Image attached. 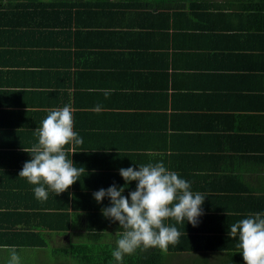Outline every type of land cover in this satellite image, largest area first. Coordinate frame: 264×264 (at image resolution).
<instances>
[{
	"label": "crops",
	"instance_id": "1",
	"mask_svg": "<svg viewBox=\"0 0 264 264\" xmlns=\"http://www.w3.org/2000/svg\"><path fill=\"white\" fill-rule=\"evenodd\" d=\"M148 5L0 0V263L9 247L44 263L88 232L89 207L102 217L91 231L117 246L124 229L101 214L109 199L101 209L75 189L93 197L124 186L121 168L156 163L206 198L198 226L165 222L181 232L167 264L243 262L230 228L264 213V0ZM96 105L104 110L90 111ZM64 106L83 139L68 157L85 174L40 200L18 177L31 159L23 150L38 143L49 110Z\"/></svg>",
	"mask_w": 264,
	"mask_h": 264
},
{
	"label": "clouds",
	"instance_id": "2",
	"mask_svg": "<svg viewBox=\"0 0 264 264\" xmlns=\"http://www.w3.org/2000/svg\"><path fill=\"white\" fill-rule=\"evenodd\" d=\"M107 97L112 90H100ZM100 105L90 111L100 113ZM75 109L64 106L50 109L41 127L35 129L38 143L30 149L31 159L26 161L18 177H23L34 187L37 199L46 200L48 189L56 196L74 185L82 174L84 167H77L68 157V152L75 154V146L81 145L83 139L73 130ZM72 147L67 148L66 146ZM119 175L125 182L123 187L115 184L100 189L93 194L99 204L105 198L110 206L103 208L101 214L113 222H118L124 229L117 241L116 249L111 253L117 264H123L125 255H132L140 248L159 247L166 250L169 245L179 242L181 232L165 222L174 220L177 224L185 221L193 227L198 226L203 215L202 205L205 196L192 192L191 185L174 171L166 169L163 163L141 165L133 168H121ZM136 182V188L127 197L122 193L130 182ZM79 214V213H78ZM230 234H239V247L244 264H264V213L249 214L247 218L234 223ZM8 264H21L14 247H9Z\"/></svg>",
	"mask_w": 264,
	"mask_h": 264
},
{
	"label": "trees",
	"instance_id": "3",
	"mask_svg": "<svg viewBox=\"0 0 264 264\" xmlns=\"http://www.w3.org/2000/svg\"><path fill=\"white\" fill-rule=\"evenodd\" d=\"M139 1H143L146 4H149L148 6L151 7H178L181 2H184V0ZM168 3L170 5H167ZM150 30H153L152 26L150 27ZM75 192L78 193L80 196L83 195L82 198L86 200L88 204H91L94 201L92 194H88L86 188L77 186ZM76 199L79 201V197H76ZM103 204L104 203L102 201L99 204L97 203V205L101 209ZM88 209L90 210L88 214L89 216L87 217L86 226L87 228H89L88 232L84 233L83 236L76 235L77 233H74L69 246L58 249H52L51 253H53L57 258H69L72 264H117V262L111 255V253L116 249L117 246L113 245V242H104L102 239L103 237L99 233L91 231V229H93L94 227L99 228V226H96V224L98 223V219L102 218L101 215H94L92 214L90 207ZM63 227L65 231L70 229V222L68 219L63 220ZM120 238L121 235L119 236V239ZM176 249L177 248H174L171 245H169L166 250L161 249L159 247L156 249H144L142 247L140 249H137V251L132 255H125L123 257V264H167V252H172ZM227 262L228 263L225 264H244V261L242 262L240 258H236V260L231 263L230 260Z\"/></svg>",
	"mask_w": 264,
	"mask_h": 264
},
{
	"label": "rangeland",
	"instance_id": "4",
	"mask_svg": "<svg viewBox=\"0 0 264 264\" xmlns=\"http://www.w3.org/2000/svg\"><path fill=\"white\" fill-rule=\"evenodd\" d=\"M51 251H49L47 257H44V263H37V260L32 258H23L20 257V261L26 262L22 264H72L71 260L69 258H57L53 253L50 254ZM21 256V255H20ZM8 264V263H7Z\"/></svg>",
	"mask_w": 264,
	"mask_h": 264
}]
</instances>
